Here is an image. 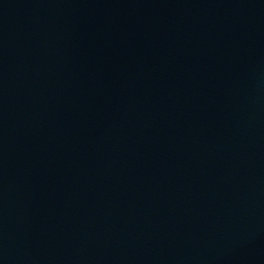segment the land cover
I'll use <instances>...</instances> for the list:
<instances>
[{
  "label": "water",
  "instance_id": "obj_1",
  "mask_svg": "<svg viewBox=\"0 0 264 264\" xmlns=\"http://www.w3.org/2000/svg\"><path fill=\"white\" fill-rule=\"evenodd\" d=\"M0 264H264V0H0Z\"/></svg>",
  "mask_w": 264,
  "mask_h": 264
}]
</instances>
